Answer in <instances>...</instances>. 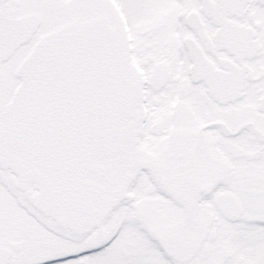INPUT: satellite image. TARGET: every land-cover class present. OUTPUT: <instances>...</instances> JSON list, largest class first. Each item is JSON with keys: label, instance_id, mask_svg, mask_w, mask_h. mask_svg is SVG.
<instances>
[{"label": "snow or ice", "instance_id": "obj_1", "mask_svg": "<svg viewBox=\"0 0 264 264\" xmlns=\"http://www.w3.org/2000/svg\"><path fill=\"white\" fill-rule=\"evenodd\" d=\"M0 264H264V0H0Z\"/></svg>", "mask_w": 264, "mask_h": 264}]
</instances>
